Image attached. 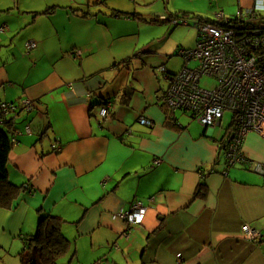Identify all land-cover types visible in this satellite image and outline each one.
<instances>
[{
  "label": "crops",
  "instance_id": "crops-1",
  "mask_svg": "<svg viewBox=\"0 0 264 264\" xmlns=\"http://www.w3.org/2000/svg\"><path fill=\"white\" fill-rule=\"evenodd\" d=\"M255 3L0 0V104L34 103L0 125L16 132L7 168L19 188L12 208L0 209L3 262L13 253L8 261L22 264L24 237L52 214L69 241L59 264H264V239L242 235L249 225L264 236V177L226 165L233 115L205 129L186 113L169 117L159 102L165 74L184 65L177 69L165 46L179 27L235 18ZM176 14L188 25L174 24ZM253 24L264 27V12ZM175 41L193 49L198 33ZM105 101L111 115L102 119ZM242 151L264 166V137L249 133ZM135 202L147 210L125 237L128 225L113 216Z\"/></svg>",
  "mask_w": 264,
  "mask_h": 264
},
{
  "label": "built area",
  "instance_id": "built-area-1",
  "mask_svg": "<svg viewBox=\"0 0 264 264\" xmlns=\"http://www.w3.org/2000/svg\"><path fill=\"white\" fill-rule=\"evenodd\" d=\"M264 12V0H256L254 8L247 10L230 21L223 14L216 15L215 22L198 24V42L193 49L181 48L177 55L184 65L175 74H165L169 87L159 97V102L170 112L188 114L205 129H214L221 124L224 115H233L231 137L224 146L228 168L247 165L264 177V166L248 160L242 151L246 136L257 133L264 137V29L253 24L260 20ZM187 25L185 21L174 24ZM229 25L230 27H226ZM4 31L3 28L0 29ZM35 47L34 42L27 43V49ZM195 63L197 66L192 67ZM165 73V69L161 68ZM204 77L214 79L212 89L201 86ZM112 103L105 101L100 116L105 119L111 115ZM34 103L23 100L19 104H0V125L7 123L21 111L31 112ZM142 125L150 126L151 122L141 118ZM30 133V126L26 127ZM17 142L16 132L11 143ZM53 152L59 147L53 145ZM158 159L155 164H161ZM207 172H201L206 175ZM147 207L140 202L133 203L129 210H122L113 216L123 220L127 230L123 236L129 237L133 228L138 226L144 217ZM242 235L250 241L264 239L262 233L249 225L242 227ZM98 264V263H97Z\"/></svg>",
  "mask_w": 264,
  "mask_h": 264
},
{
  "label": "trees",
  "instance_id": "trees-1",
  "mask_svg": "<svg viewBox=\"0 0 264 264\" xmlns=\"http://www.w3.org/2000/svg\"><path fill=\"white\" fill-rule=\"evenodd\" d=\"M170 20L185 21L188 23L185 18L179 17L177 14L176 16H172ZM233 20V18L230 19V21ZM207 23L217 24L218 22L199 18L197 25ZM226 27L230 26L227 25ZM256 27L264 29L261 24L256 25ZM167 112L168 116L173 118L174 113L169 110ZM10 134V130L0 129V209L12 208L19 191V188L11 184L8 179L7 167L9 155L13 148ZM205 192L206 187L203 184L196 192V196H204ZM61 224V218L56 215H41L36 233L24 237V249L19 253L21 263L59 264L58 260L66 253L69 243L68 239L62 233Z\"/></svg>",
  "mask_w": 264,
  "mask_h": 264
},
{
  "label": "rangeland",
  "instance_id": "rangeland-1",
  "mask_svg": "<svg viewBox=\"0 0 264 264\" xmlns=\"http://www.w3.org/2000/svg\"><path fill=\"white\" fill-rule=\"evenodd\" d=\"M189 22H190V26L179 27V29L182 30L180 33V36H179V33L175 32L174 36H172L173 38L171 39L173 41L167 42L165 45L166 48H168V49H169V47H173L174 53H173V56L171 58V61L175 64L177 69H180L182 67L184 61L182 58L179 59L180 56L179 57L176 56V53L178 52V50L180 48H176V41L175 40H177V38H179V40H182L183 43L187 44L193 40L195 41L196 37H197L198 31H197V28H195L194 21L190 20ZM185 44H181V45H185ZM191 66L195 67V66H197V64L193 63ZM215 84H216V82L214 79L207 78V77H204L202 79V82H201V86L203 88H206V89H212L215 86ZM229 114L232 115L231 113L227 112V115L224 119V122H226L230 118ZM13 255L14 254L11 253L10 254L11 257H9L8 259H4V262L1 260V256H0V264H13V263H11V262H13V259H11V258H13ZM8 260H11V262H9Z\"/></svg>",
  "mask_w": 264,
  "mask_h": 264
}]
</instances>
